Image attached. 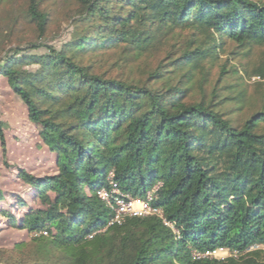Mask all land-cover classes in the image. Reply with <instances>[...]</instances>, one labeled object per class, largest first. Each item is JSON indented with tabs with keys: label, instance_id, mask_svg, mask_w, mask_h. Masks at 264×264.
Instances as JSON below:
<instances>
[{
	"label": "trees",
	"instance_id": "1",
	"mask_svg": "<svg viewBox=\"0 0 264 264\" xmlns=\"http://www.w3.org/2000/svg\"><path fill=\"white\" fill-rule=\"evenodd\" d=\"M71 5V37L55 46L53 14L26 0L14 24L36 39L0 52V78L54 158L46 174L10 165L0 120L7 175L33 200L10 195L22 214L0 207L30 235L0 249V264H264V92L256 107L243 85L264 80V50L242 62L264 46V0ZM110 172L135 198L159 184L153 204L179 233L157 215L102 230L112 211L97 192L111 190ZM220 247L238 255H192Z\"/></svg>",
	"mask_w": 264,
	"mask_h": 264
},
{
	"label": "rangeland",
	"instance_id": "2",
	"mask_svg": "<svg viewBox=\"0 0 264 264\" xmlns=\"http://www.w3.org/2000/svg\"><path fill=\"white\" fill-rule=\"evenodd\" d=\"M43 2L44 7L51 11L54 18L48 31V43L60 46L63 41L71 37L73 27L65 18V10L72 6L73 0H43ZM25 6L26 0H4L0 4V52L17 44L27 45L36 39V34L30 24L22 21L21 18L18 23L14 24V18L21 14ZM262 50H264V46L257 48L255 55L249 59H243L242 62L251 64L255 60V56ZM223 57L225 58L226 55ZM233 82L240 83L241 81L233 79ZM243 82L246 84L243 83L250 96L253 95L257 99L255 106H259L264 92V80L259 77L250 79L246 76ZM253 109L255 107L244 110L245 115L251 113ZM0 120L7 123L4 125V131L8 148V163L25 167L32 172L49 173L52 170L54 158L37 147L40 139L35 128L28 122L26 108L21 105L4 78H0ZM2 154L0 143V182L4 183L7 178L9 179V183L4 185L1 183L9 195L0 207L12 208L14 213H18L19 210L13 203L14 198L10 195L20 193L30 203H33V200L29 197L27 189L20 185L16 175L8 177L9 169L3 162ZM22 213L23 211L19 212V214ZM5 220L6 217L0 213V235L3 236L0 240V249L11 252L15 243L29 241L30 235H26L24 231L9 228Z\"/></svg>",
	"mask_w": 264,
	"mask_h": 264
},
{
	"label": "built area",
	"instance_id": "3",
	"mask_svg": "<svg viewBox=\"0 0 264 264\" xmlns=\"http://www.w3.org/2000/svg\"><path fill=\"white\" fill-rule=\"evenodd\" d=\"M113 172H110L109 180L112 185L111 190L106 187L98 190L99 197L107 204L111 209V217L107 225L102 229L105 230L109 226L115 224H122L129 217H144L150 215H157L161 217L167 226H170L175 233H179L177 227L167 220L164 216L163 208L154 205V201L157 199V189L159 184L147 193L146 198L140 199L131 196L130 194H123L116 183L112 181ZM46 233V232H45ZM90 235V237H92ZM255 247H251L250 250ZM192 255L195 259L202 258H226L231 255H238V252H232L229 248L220 247L213 250L199 251L194 249Z\"/></svg>",
	"mask_w": 264,
	"mask_h": 264
}]
</instances>
